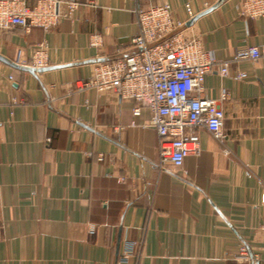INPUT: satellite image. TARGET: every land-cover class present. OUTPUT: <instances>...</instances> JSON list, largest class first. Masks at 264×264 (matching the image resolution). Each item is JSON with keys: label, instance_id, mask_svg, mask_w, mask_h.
<instances>
[{"label": "crops", "instance_id": "0c3cea01", "mask_svg": "<svg viewBox=\"0 0 264 264\" xmlns=\"http://www.w3.org/2000/svg\"><path fill=\"white\" fill-rule=\"evenodd\" d=\"M79 1L48 29L0 30L1 56L31 66L40 50L34 68H49L0 60V264H247L241 247L263 259L264 53L232 57L264 50V15H242L241 0H190L188 24L186 0ZM164 2L213 53L204 96L225 116L224 141L196 127L198 150L180 166L161 162L148 111L133 118L116 93L79 89L96 61L134 51L135 8ZM126 239L136 248L121 260Z\"/></svg>", "mask_w": 264, "mask_h": 264}, {"label": "built area", "instance_id": "2783aa9c", "mask_svg": "<svg viewBox=\"0 0 264 264\" xmlns=\"http://www.w3.org/2000/svg\"><path fill=\"white\" fill-rule=\"evenodd\" d=\"M79 6V0H0V30L16 26L25 30L48 29L61 18H70ZM238 8L246 17L263 16L264 0H241ZM184 10L187 18L195 15L190 0L185 1ZM134 11L138 27L131 38L134 51L117 59L96 61L91 76L80 82L79 89L116 93L132 102L133 118L140 117L143 110L148 111L144 125L157 133L161 162L180 166L190 152L198 150L196 127L204 126L216 139L224 141V112L216 99L204 96L203 89L205 75L216 60L197 37H184L180 29L185 21L175 17L169 3L137 6ZM89 43L99 46L101 36L91 34ZM263 53L257 46L248 45L237 49L232 59L257 60ZM43 63L37 50L31 66ZM228 68L229 62L223 61L219 74L227 75ZM234 76L242 79L246 74L237 71ZM226 98L227 93L221 92L219 99ZM89 231H94L93 225ZM135 248L136 241L126 239L120 259H128ZM240 251L247 264H264V257H247L245 247Z\"/></svg>", "mask_w": 264, "mask_h": 264}, {"label": "water", "instance_id": "95a60500", "mask_svg": "<svg viewBox=\"0 0 264 264\" xmlns=\"http://www.w3.org/2000/svg\"><path fill=\"white\" fill-rule=\"evenodd\" d=\"M197 16H195L194 18H192L191 20L188 21V24H190L194 19H196ZM0 60L3 61V62H6L10 65H12L13 67L15 68H20V69H24V70H27L31 73L35 72V71H43V70H47L49 68H34V67H31V66H21V65H18L16 63H11L9 62L7 59H5L3 56L0 55Z\"/></svg>", "mask_w": 264, "mask_h": 264}]
</instances>
